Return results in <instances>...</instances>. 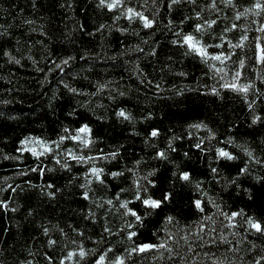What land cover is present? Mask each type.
<instances>
[{"label":"trees","instance_id":"1","mask_svg":"<svg viewBox=\"0 0 264 264\" xmlns=\"http://www.w3.org/2000/svg\"><path fill=\"white\" fill-rule=\"evenodd\" d=\"M128 2L154 20L151 28L145 29L138 20L129 23L123 17L114 21L117 13L98 7V0H0V201L8 204L7 208L0 207V264H60L67 250L75 248L72 240L88 250L111 246L113 253L123 252L130 242L121 234L122 226L132 218L121 215L114 197L119 193V199L131 200L135 177L129 169H136L139 177L152 168L156 172L150 178L157 183L150 190L157 196L161 190L174 194L160 209L144 217L136 229L138 236L133 238L136 242L155 243L157 235L163 237L168 232L179 240L177 251L185 257L180 237L186 231H199V221L216 228L213 239L223 233L229 243L194 248L201 256L188 264H211L204 252L227 257L226 264H251L255 255H264V235L245 232L243 217L238 218L233 229L229 230L226 222L220 228L224 217L217 215L213 207L215 203L227 211L243 209L245 214L264 215V184L254 179L264 177V165L249 161L248 174L236 178L238 168L248 160L244 147L256 157H264V119L252 124V112L245 102L255 100V112L264 117V67L257 65L253 69L254 61H246L243 79H251L255 88L245 98L220 89L223 81L219 75H214L194 54H185L184 47L172 44L177 28L193 30L192 23L197 19L194 11H201L205 19L219 17L203 35L209 45L217 43L216 37L232 23L246 25L250 39L259 35L255 32L258 23H250L259 21V17L249 14L248 18L234 19L235 13L247 8L251 0H233L235 7L216 0L218 12L207 7L211 0H196L195 4L179 0L171 7L168 0ZM184 16L191 19L180 25ZM169 20L173 23L169 24ZM243 32L244 28L238 27L226 35L235 43ZM5 51L9 56L4 55ZM68 56L74 59L64 66L65 70H56L54 62ZM228 67L231 69L232 64L228 63ZM64 84L79 91L69 92ZM212 87H217L219 95L209 90ZM119 108H124L132 120L118 118L115 111ZM199 122L208 128L189 127ZM83 123L91 128L90 150L80 149L71 141L63 142L61 147L94 156L90 163L67 160L70 168L64 169L50 157L38 160L27 151L17 152L19 140L25 137L55 140L65 126L74 129ZM151 127L158 128L159 135L146 143ZM209 129L214 137L209 135ZM169 138L175 151L168 148ZM229 138L232 143H228ZM200 140L204 141V151L192 147ZM217 147H226L236 159H217ZM117 148L114 158L97 155ZM158 148L167 150V159L154 157ZM136 160L141 163L136 165ZM93 163L104 169L105 182L93 179L87 185L86 200L80 185L86 182L83 173ZM37 167L45 171H29ZM213 167L217 173H212ZM177 170L189 171L193 183L173 177L172 172ZM110 171L122 175L112 177L107 175ZM234 178L235 183H229ZM197 181L201 182L200 191L195 187ZM48 184L53 187L48 188ZM49 191L55 194L50 197ZM197 198L204 212L192 204ZM110 199L112 205L107 203ZM129 206L143 211L136 201ZM206 214L216 223L202 221ZM166 216L173 217L171 223L165 221ZM105 226L111 228L112 235L103 231ZM44 228L49 229L47 234ZM204 231L208 232V228ZM49 239L55 243L49 245ZM94 255L91 253L81 264H87ZM108 255L110 259L112 253ZM129 264H173V260L166 251L149 250L134 254Z\"/></svg>","mask_w":264,"mask_h":264},{"label":"snow or ice","instance_id":"2","mask_svg":"<svg viewBox=\"0 0 264 264\" xmlns=\"http://www.w3.org/2000/svg\"><path fill=\"white\" fill-rule=\"evenodd\" d=\"M179 0H168L169 7L171 5L178 3ZM189 3L195 4L196 0H188ZM225 6H233V0H221ZM63 6V5H61ZM98 7L106 8L109 12L115 11L117 15L113 16V20H118L123 17L129 23L134 20H138L145 29H149L153 26L154 20L149 18V16L145 15V13L138 9L137 6H132L128 0H98ZM208 8L212 9L215 12H218L219 9L216 5V0H211V3L207 5ZM249 14L252 17H259L260 20H251L250 23H258V27L255 28V32L259 33V35H254L249 38L247 26L243 24L232 23L230 27H225L223 32L219 37H216L217 43L214 45H209L204 39L203 35L206 31L210 30L213 25L216 24L218 16L216 18L209 17L205 19L201 15V11H194V16L197 18L196 22L192 23V31L185 32L180 28L176 29L174 34L175 38L172 40V44L178 45L180 47H184L186 49L185 54H194L198 57L203 63L207 64L209 70L213 72L214 75H219L220 80L223 81L219 84L220 89H228L232 92L238 93L245 98L247 97L250 90L255 88V85L251 79H248L246 82L243 79V69L246 67V61H254L251 63V67L253 69L256 68L257 65L264 67V0H251L250 5L247 8H244L243 11H237L235 13L234 19L240 20L241 17L248 18ZM191 18L189 16H184L182 20L179 21L180 25H183L185 21H189ZM25 23H31L30 21H25ZM169 24H172L173 21L169 20ZM104 25L101 24L100 28H103ZM244 28V32L239 36L235 43L232 42L226 35L229 31L236 28ZM121 31H126V29H121ZM215 49V50H210ZM247 49V51H245ZM155 52V49H152ZM251 53V56L248 53ZM243 53V55H241ZM5 56H9L7 51L4 52ZM233 57H236L233 60ZM11 59V57H10ZM74 57H61L57 61L54 62V66L56 70L63 72L64 66H67ZM19 63V60L15 61ZM228 63L232 64L231 69L228 67ZM219 65V66H218ZM53 69H49L52 71ZM184 75V73H181ZM230 75V80L225 79ZM264 79V77H261ZM63 82V81H61ZM141 83H144V80L141 79ZM151 83V82H149ZM64 87L67 88L69 92L76 93L79 89L73 88L68 84H64ZM104 85L101 84L100 88H103ZM156 89H160V85H156ZM212 93L219 95V91L217 87H212L209 89ZM179 94V93H177ZM120 95H124V93H120ZM111 99V97H109ZM247 104V108L252 112L251 122L252 124L257 123V121L264 119L259 113H256L254 110L255 100L248 102L245 100ZM115 115L118 118H122L123 120H132V116L124 109L119 108L115 111ZM151 116V113H149ZM191 128L201 129L208 128L206 124L203 122L195 123L189 125ZM62 134L57 135L55 140L45 139L39 136L35 137H25L24 139L19 140V144L21 147L17 148V152L23 153L25 151L29 152L33 157H36L38 160L41 157H50L52 160L56 162V164L60 165L64 169H69L70 165L67 160H73L77 164H87L94 161L95 157L87 155L83 152H77L72 148L62 149V144L65 141H71L74 145L78 146L80 149H89L93 143L91 137V128L87 123L80 124L79 127L70 128L69 126H65L61 130ZM159 135V129L156 127H151L148 130L145 142L149 143V138H156ZM191 135V133H189ZM209 135L215 136V133L209 129ZM179 139V137H177ZM232 139H228V143H232ZM204 143L203 140H200L198 143L193 144L192 147L204 151L205 149L201 148V145ZM168 148L171 151H175V148L172 147V138H169ZM248 160L243 162V166L239 167L236 173V178L240 176L247 175L249 172V161H254L256 164L264 165V157H256L255 154L244 147L242 149ZM119 149L110 153H97V155L103 156L105 159L114 158L117 156ZM216 158L227 161H232L236 159V156L233 152H230L226 147H217L215 150ZM187 155V153H184ZM154 157L159 158L161 160L167 159V150L163 148H158L154 152ZM7 158V157H6ZM14 159H20V157H14ZM136 165L141 163L140 160H136L134 162ZM50 170V169H49ZM29 171H38L43 173L45 171L42 167L31 168ZM132 172L133 177L132 180L133 190L131 194V200L128 199H119V193H117L115 199H117L118 206L122 209L121 215L124 217H131V220H125L123 227V232L121 234L126 235L127 240L130 242V247H127L120 253H113L111 246H106L104 249L97 251L96 249L88 250L85 247L76 243L75 240H72L71 243L75 245V248H69L67 250V255L63 257L60 261V264H65L66 261H71L72 264H81L91 253H95L91 259L87 260V264H129L132 261V257L134 254L144 253L149 250H161V252L166 251L170 260H173V264H188V261L196 262L197 258L201 256V253L194 251V248H204L205 244H212L216 246L218 243H229L225 234H221L215 239L212 238V234L216 232V228H210L209 225H206L202 222H197L199 231L192 232L186 231L185 234L180 237V239L184 240L185 247L181 249L184 251L185 257H181L180 253L177 251V248L180 247L179 240H174L172 234L165 232L163 237L157 235V242L153 243L149 240H144L140 242H136L133 238L138 236V232L136 229L143 223L144 217L148 216L151 212L160 209L163 205L169 202L173 196V192L171 190L164 191L161 190L159 196L155 194L154 191L150 189L155 188L156 179L150 178L153 177L156 172L155 168L150 169L147 174H143L142 176L137 177L136 169H129ZM212 173H217V168H211ZM85 176V183L80 185L81 189H85L81 193L84 199L89 198V192L87 190V185L91 184L93 179L100 184H104V169L100 167H96L93 163L91 167L87 169L83 173ZM107 175L116 177L122 175L121 172L118 171H110ZM172 176L179 179L180 181H185L189 183H193L191 181V173L189 171L177 170L172 172ZM7 179V178H5ZM254 179L264 184V177L262 176H254ZM229 183H235V178ZM48 188L53 187L51 184L47 185ZM195 187L198 191L201 190V182H195ZM236 187L239 188L240 185L237 183ZM58 191V190H57ZM121 192L124 189L120 190ZM247 191V190H245ZM55 193L49 191L47 193L48 196H53ZM201 195L204 193L201 191ZM251 199V197H250ZM132 201H136L140 208L143 209L142 213L137 210L136 207L129 206ZM210 203H213L209 200ZM108 205H112L113 201L110 199L107 201ZM192 204L198 209L199 212H204V208L202 207L201 199L197 198L192 200ZM0 207L7 208V201H0ZM213 207L216 209V213L219 216L224 217V220L220 222L219 227L224 228L225 222L226 227L230 230L237 226L238 218L243 217V224L245 225V232H255L260 235H264V215L257 216L254 214H245L243 209L235 210V211H227L220 207V205L213 203ZM14 210V209H13ZM264 211V210H262ZM89 216L94 220L96 219L95 215L89 213ZM165 221L167 223H171L173 220L172 216H166ZM201 220L211 221L212 224H215L216 221L213 217L209 215H204ZM186 228L188 226H185ZM208 228V232L204 230ZM43 231L45 234L48 233L49 229L44 228ZM63 234V230H60ZM74 232H78V229H73ZM105 233L112 235L111 228L105 226L103 228ZM204 233V235H201ZM235 234V233H233ZM82 235V233H81ZM154 235H156L154 233ZM207 236V239H205ZM55 241L52 239L48 240V244L52 245ZM255 247V245H253ZM229 251H233L234 249L229 248ZM109 253H112L111 258L109 259ZM190 254V255H189ZM203 256L207 257L211 264H226L227 257H216L209 252H204ZM78 257V259L76 258ZM156 257L154 256L153 259ZM50 259V257L48 258ZM23 264H30V262H23ZM231 264V262H228ZM251 264H264V255H255L251 260Z\"/></svg>","mask_w":264,"mask_h":264}]
</instances>
